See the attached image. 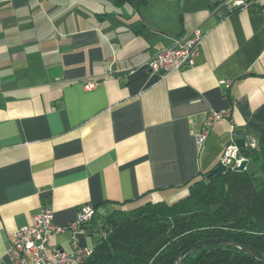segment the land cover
Returning <instances> with one entry per match:
<instances>
[{
  "label": "crops",
  "instance_id": "1",
  "mask_svg": "<svg viewBox=\"0 0 264 264\" xmlns=\"http://www.w3.org/2000/svg\"><path fill=\"white\" fill-rule=\"evenodd\" d=\"M236 1L0 0V264L41 209L65 226L91 206L79 246L92 250L113 210L175 203L232 141H257L264 0ZM195 29L193 67L147 69ZM209 112L228 117L199 144ZM53 247L70 251L68 234Z\"/></svg>",
  "mask_w": 264,
  "mask_h": 264
},
{
  "label": "trees",
  "instance_id": "2",
  "mask_svg": "<svg viewBox=\"0 0 264 264\" xmlns=\"http://www.w3.org/2000/svg\"><path fill=\"white\" fill-rule=\"evenodd\" d=\"M143 3L144 0H114ZM244 157L257 168L230 171L206 179L203 173L188 193L172 204L146 202L113 210L82 264H174L190 245L223 238L264 256V132ZM182 264H264L241 249L206 245L188 253Z\"/></svg>",
  "mask_w": 264,
  "mask_h": 264
},
{
  "label": "built area",
  "instance_id": "3",
  "mask_svg": "<svg viewBox=\"0 0 264 264\" xmlns=\"http://www.w3.org/2000/svg\"><path fill=\"white\" fill-rule=\"evenodd\" d=\"M237 6L245 7L242 0L236 1ZM203 34L195 29L184 37L175 46L166 48L157 53L146 63L150 72L166 75L184 68H191L195 64ZM95 82L85 85L86 90H92ZM227 113L209 112L197 136V142L202 144L213 122L225 119ZM235 136V133H232ZM256 143L249 141L245 148H254ZM244 159L232 141L225 149L220 164L225 167H236ZM94 210L89 205L80 207L75 219L65 226L53 224V212L41 209L32 219L31 224L17 228L13 234V241L8 250V257L12 264H82L90 255L91 250L79 246V237L85 234L84 227L92 219ZM50 234H68L70 251L56 247L50 248Z\"/></svg>",
  "mask_w": 264,
  "mask_h": 264
},
{
  "label": "water",
  "instance_id": "4",
  "mask_svg": "<svg viewBox=\"0 0 264 264\" xmlns=\"http://www.w3.org/2000/svg\"><path fill=\"white\" fill-rule=\"evenodd\" d=\"M146 25L148 27L151 28V26L145 22ZM180 35V34H179ZM177 35V36H179ZM234 144L235 146L238 148L239 153L243 154L244 157H246L248 155V152L245 148V140L243 138H237L234 140ZM247 164V159L244 158L240 164L236 167L230 168V167H225L223 165H221L220 163L206 176V179H210L213 176H218L222 173L225 172H230V171H242L245 166ZM206 245H227V246H231V247H236L238 249L243 250L244 252H246L247 254L253 256L254 258H256L258 261L263 262L264 263V256L259 254L258 252L251 250L247 247L241 246L238 243L228 240V239H223V238H217V239H208V240H204V241H200V242H196L192 245H190L189 247H187L185 250H183L180 255L176 258V261L174 264H182V258L187 255L188 253L194 251L195 249H198L202 246H206Z\"/></svg>",
  "mask_w": 264,
  "mask_h": 264
},
{
  "label": "rangeland",
  "instance_id": "5",
  "mask_svg": "<svg viewBox=\"0 0 264 264\" xmlns=\"http://www.w3.org/2000/svg\"><path fill=\"white\" fill-rule=\"evenodd\" d=\"M247 169L250 170V171H253V170L256 169V167H255L253 164L250 163V164L247 166ZM97 218H98V216H96L95 223L97 222Z\"/></svg>",
  "mask_w": 264,
  "mask_h": 264
},
{
  "label": "flooded vegetation",
  "instance_id": "6",
  "mask_svg": "<svg viewBox=\"0 0 264 264\" xmlns=\"http://www.w3.org/2000/svg\"><path fill=\"white\" fill-rule=\"evenodd\" d=\"M225 0H216V2H224Z\"/></svg>",
  "mask_w": 264,
  "mask_h": 264
}]
</instances>
